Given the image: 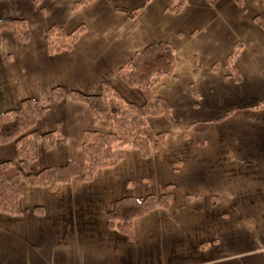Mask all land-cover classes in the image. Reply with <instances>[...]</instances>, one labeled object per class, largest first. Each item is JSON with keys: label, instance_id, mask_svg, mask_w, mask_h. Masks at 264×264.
<instances>
[{"label": "crops", "instance_id": "0c3cea01", "mask_svg": "<svg viewBox=\"0 0 264 264\" xmlns=\"http://www.w3.org/2000/svg\"><path fill=\"white\" fill-rule=\"evenodd\" d=\"M76 1L0 0V18H21L29 29L25 42L1 32L0 112L32 98L46 106L34 130L60 132L48 149L38 142L32 162L20 160L14 141L2 143L0 161L25 173L81 165L84 131L111 125L94 122L71 91L96 94L108 82L142 104L143 93L118 69L160 41L174 48L176 67L155 92L189 134L164 115L148 116L146 134L165 133L149 156L129 148L90 180L77 174L52 189L21 182L20 212L0 211V264H264V28L254 20L264 16L262 0H90L73 7ZM51 25L85 29L70 50L48 54ZM56 86L64 90L60 100L51 95ZM164 193L169 206L135 217L132 237L108 225L118 198Z\"/></svg>", "mask_w": 264, "mask_h": 264}, {"label": "trees", "instance_id": "16d2710c", "mask_svg": "<svg viewBox=\"0 0 264 264\" xmlns=\"http://www.w3.org/2000/svg\"><path fill=\"white\" fill-rule=\"evenodd\" d=\"M90 0H79L73 4L77 7ZM242 6V0H234ZM264 4V0H262ZM180 2L172 9L177 10ZM129 16H134L136 10H127ZM254 20L264 28V16L255 15ZM9 29L16 38L25 42L29 38V29L21 18H0V43L2 30ZM85 26L79 25L70 32H65L57 25L49 26L45 31V45L48 54L62 50H70ZM234 79L239 74L231 63H228ZM176 55L174 48L164 41L148 44L135 52L127 63L118 69L119 77L129 86L139 89L145 101L137 105L122 98L108 82L101 84L96 94H85L71 91L72 98L85 102L91 112L93 121L104 120L110 123L109 131L87 129L83 133L81 146L82 163L68 161L63 165L48 166L37 172L25 173L11 160L0 161V211L18 214V198L21 195V182L32 185L54 188L60 182H67L73 176L80 174L83 180H90L99 167L112 166L120 160L127 149L137 148L143 157H147L164 142V132L157 134L155 139L148 136L144 130L147 116L164 115L171 120L184 136L189 134V124L175 121L171 115L170 103L158 96L155 86L164 76L174 73ZM198 70L197 63L195 71ZM64 90L56 86L51 95L54 100H60ZM46 106H40L35 99L25 98L18 107L0 112V144L14 141L16 152L21 161L32 162L37 158L38 142L42 141L46 149L60 136L58 131L38 134L34 130L36 120L44 113ZM168 193L158 196L148 194L141 198L131 196L118 198L108 212V225L129 237H132V220L148 211L170 204Z\"/></svg>", "mask_w": 264, "mask_h": 264}, {"label": "rangeland", "instance_id": "374dc122", "mask_svg": "<svg viewBox=\"0 0 264 264\" xmlns=\"http://www.w3.org/2000/svg\"><path fill=\"white\" fill-rule=\"evenodd\" d=\"M258 5V4H257ZM262 6H264V4L262 3ZM251 6H246V8H247V13H249L251 10H252V8H250ZM257 7H260L261 8V6L260 5H258ZM231 72V71H230ZM148 117V116H147ZM167 120L169 121V123H171V125L175 128V129H178V130H180L179 128H177V127H175L174 126V124H173V122L171 121V120H169L168 118H167ZM181 131V130H180ZM182 132V131H181Z\"/></svg>", "mask_w": 264, "mask_h": 264}]
</instances>
